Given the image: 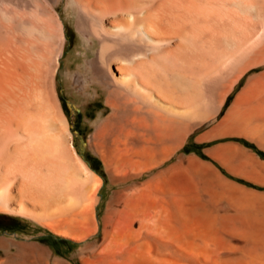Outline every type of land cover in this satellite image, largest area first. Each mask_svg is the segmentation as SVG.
<instances>
[{"label": "bare ground", "instance_id": "obj_1", "mask_svg": "<svg viewBox=\"0 0 264 264\" xmlns=\"http://www.w3.org/2000/svg\"><path fill=\"white\" fill-rule=\"evenodd\" d=\"M60 2L0 0V211L84 245L0 237V264H264V71L225 107L264 68V0L70 1L93 57L67 81L109 109L89 138L104 217L57 91ZM191 136L212 145L168 163Z\"/></svg>", "mask_w": 264, "mask_h": 264}, {"label": "rangeland", "instance_id": "obj_2", "mask_svg": "<svg viewBox=\"0 0 264 264\" xmlns=\"http://www.w3.org/2000/svg\"><path fill=\"white\" fill-rule=\"evenodd\" d=\"M70 1L61 0L58 6L66 25L68 38L65 42L64 54L60 58V65L56 72V86L62 111L64 116L67 118L77 151L94 170L102 174L103 179L105 180L103 181L99 193H102L100 195L102 201L99 207V215L100 217H104L107 209V199L113 193L116 186L111 184L105 163L101 157L89 147V138L94 131L93 123L99 121L102 115H108L109 109L106 107L104 95L101 94L102 96L96 97V90L91 88L90 93L92 98L86 101L84 100L86 97L81 96L79 93L80 91L85 93L87 90H80V88H78L75 84L73 87L77 88L76 92L69 86L67 81V70L70 69L74 72L77 71L82 73L84 67L87 65V60L93 57V52L90 46L78 30L77 11L72 6V2ZM69 3L70 5H68ZM78 65H81L80 68ZM241 87L242 85L240 88H236L231 93L225 106L226 109L230 106ZM98 90L102 93L100 88ZM246 105H248V102ZM210 145L212 144H197L195 139L191 136L190 143L186 146V148L179 151L168 163L175 162L178 155L195 152L201 154L204 151V148H207ZM128 227L131 229L133 226L129 225ZM100 236L101 234L99 233L98 235H95V238H99ZM161 236L163 237L166 235L161 234ZM0 237L10 238L17 243L35 242L50 246L55 251V254L74 260V262L78 259V249L84 245L83 242H77L71 238L55 234L35 219L3 211H0ZM164 239L165 242H158L161 246L171 244L168 236ZM91 240H93V238L89 239V241ZM10 251L11 254L19 253V249L17 247ZM176 257L177 259L179 258L178 260L182 261V258L179 256ZM16 258L17 257H15V259ZM10 262L12 261L9 260L7 264H11Z\"/></svg>", "mask_w": 264, "mask_h": 264}, {"label": "crops", "instance_id": "obj_3", "mask_svg": "<svg viewBox=\"0 0 264 264\" xmlns=\"http://www.w3.org/2000/svg\"><path fill=\"white\" fill-rule=\"evenodd\" d=\"M263 69H264L263 67L262 68L257 67V68L247 70L242 77V83H241L242 87L245 85H248V83L252 80V78L255 74H261L264 71ZM247 88H248V86H247Z\"/></svg>", "mask_w": 264, "mask_h": 264}]
</instances>
